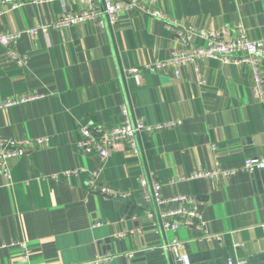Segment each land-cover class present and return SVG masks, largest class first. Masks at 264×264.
Returning a JSON list of instances; mask_svg holds the SVG:
<instances>
[{
    "label": "crops",
    "instance_id": "1",
    "mask_svg": "<svg viewBox=\"0 0 264 264\" xmlns=\"http://www.w3.org/2000/svg\"><path fill=\"white\" fill-rule=\"evenodd\" d=\"M142 1L169 19L131 10L114 25L104 17L103 26L87 21L30 34L81 2L26 3L0 15V32H20L11 49L26 57L19 63L0 45V103L40 96L0 109V142L49 141L10 158L8 175L0 171V264H72L99 255L112 256L101 264H184L166 248L174 238L192 264H264V169L194 176L264 157V99L254 95L252 66L203 58L184 64L180 78L145 71L139 84L124 73L183 47L169 28L174 21L226 39L237 36L240 21L251 39H263L264 0ZM205 43L194 36V45ZM123 106L147 124L181 123L139 134V153L121 142L104 159L77 145L80 124L117 126ZM142 176L150 186L161 182L164 196L194 195L208 230L221 238L191 227L163 230L147 214L156 206L144 202ZM104 187L118 195L104 196Z\"/></svg>",
    "mask_w": 264,
    "mask_h": 264
},
{
    "label": "built area",
    "instance_id": "2",
    "mask_svg": "<svg viewBox=\"0 0 264 264\" xmlns=\"http://www.w3.org/2000/svg\"><path fill=\"white\" fill-rule=\"evenodd\" d=\"M65 2L78 1L82 7L78 11L65 9L57 22L51 25L44 24L32 28L30 34H36L39 30L47 32L49 27L65 28L82 22L94 21L100 26L107 21L116 24L121 12L139 10L149 13L153 16H160L167 19L168 16L160 11H152L142 0H0V15L6 11L15 10L26 3L42 4L47 2ZM169 19V18H168ZM170 30L180 40L182 48H175L171 52V56L165 60H156L146 63L142 66L130 67L124 70L125 77H133L139 84L143 81L145 71L162 72L173 75L174 78L181 77L180 68L184 64H195L197 60L203 58H215L224 63H248L252 66L254 85V95L259 99H264V75L262 70V60L264 58V38L253 40L248 36L247 30L242 22H236L237 36L233 39H226L219 32L208 31L203 28H197L192 24L185 22L168 23ZM20 32H0V45L10 49V55L19 63H24L26 57L20 56L11 49L13 41L20 37ZM200 35L205 38L204 45H194L193 38ZM171 71V72H170ZM197 80L203 84L202 75L197 69ZM40 96L23 95L19 98H12L0 103V109L12 106L14 104L27 102ZM122 120L117 126L108 128L102 125H94L90 123H82L79 125L80 138L77 145L85 150H94L101 158L110 156L119 146L121 142H128L134 153H139V146L136 140L137 136L142 133H155L162 130L173 128L181 123V120H170L164 123L147 124L143 119L132 117L130 111L123 106ZM47 137H38L35 140H9L0 142V171L6 175L9 174L8 160L29 153L36 147L48 144ZM264 169V157L249 156L245 159L241 167L225 169L220 165H216L210 170L197 171L194 176H213L225 175L230 176L241 170L255 172ZM92 182V181H91ZM140 184L143 190V199L146 204H154V210H147V214L151 218H158L163 230L176 231L180 228L191 227L200 231L207 239L221 238L218 234H212L203 219V215L199 209L197 200L192 194H174L164 196L162 194V183L153 180L151 186L146 177L142 176ZM100 193L106 197L118 195L115 190L104 187L99 189ZM126 196L125 194H119ZM124 235V234H122ZM14 244L13 242L11 243ZM25 248V254L29 251L27 246L22 242ZM243 245V244H240ZM6 245L3 244L2 247ZM182 240L174 238L166 243L172 253L184 264H192L189 254L182 253ZM1 248V246H0ZM112 256H97L87 262L72 264H101L104 261L111 260ZM228 264H246L245 260H229Z\"/></svg>",
    "mask_w": 264,
    "mask_h": 264
},
{
    "label": "rangeland",
    "instance_id": "3",
    "mask_svg": "<svg viewBox=\"0 0 264 264\" xmlns=\"http://www.w3.org/2000/svg\"><path fill=\"white\" fill-rule=\"evenodd\" d=\"M120 123H121V122H120ZM120 123H119V124H120ZM119 124H118V125H119Z\"/></svg>",
    "mask_w": 264,
    "mask_h": 264
}]
</instances>
